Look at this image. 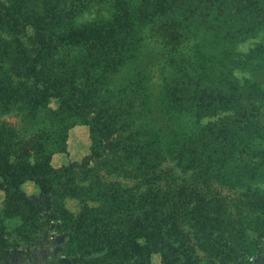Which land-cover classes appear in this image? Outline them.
Returning a JSON list of instances; mask_svg holds the SVG:
<instances>
[{
	"label": "rangeland",
	"instance_id": "374dc122",
	"mask_svg": "<svg viewBox=\"0 0 264 264\" xmlns=\"http://www.w3.org/2000/svg\"><path fill=\"white\" fill-rule=\"evenodd\" d=\"M3 3L45 20L47 71L71 79L93 112H72L54 97L38 105L19 97L2 102L0 150L15 156L17 140L34 134L49 169L20 184L38 203L35 230L13 217L14 194L0 185V264H27L45 241L51 249L44 264H110L115 251L106 243L117 216L138 201L139 232H150L162 220L155 196L168 184L182 187L175 233L205 244V233L197 232L205 208L237 250L221 262L200 252L194 264H264V0ZM87 26L101 31L100 39L75 46L62 40ZM31 34L0 25V85L27 81ZM86 50L93 55L82 61ZM94 117L110 132L97 151V137L106 133L94 136ZM76 227L83 259L70 249ZM155 234L137 242L159 248ZM150 264H162L158 251Z\"/></svg>",
	"mask_w": 264,
	"mask_h": 264
},
{
	"label": "trees",
	"instance_id": "16d2710c",
	"mask_svg": "<svg viewBox=\"0 0 264 264\" xmlns=\"http://www.w3.org/2000/svg\"><path fill=\"white\" fill-rule=\"evenodd\" d=\"M165 2V0H155ZM0 25L11 34L20 35L30 28L32 34L30 36V48L25 52V66H27L28 77L27 81L22 85L14 84L12 87H5L0 85V106L8 102L9 98L28 99L38 105L41 100L54 97L58 98L64 106L68 107L72 112L81 111L84 114L90 115L92 104L90 98L83 95L80 88L71 79H55L52 74L47 71L48 48L46 46V26L47 23L44 19L26 18L22 13L12 6H6L5 3L0 5ZM102 32L94 29L92 26H87L82 29L76 30L68 35H61V38L66 42L67 46H75L79 43L89 44L94 42L101 36ZM23 45V43H22ZM93 52L86 50L81 56V60H89ZM54 61V60H53ZM30 78V79H29ZM61 78V77H60ZM12 95V96H10ZM74 115V114H73ZM93 129H97L94 136H102L106 133V137H97V142L94 145L95 151L97 148H102L100 141L107 142L109 130L106 132L97 117L92 118ZM3 137V136H2ZM30 141L23 142L17 140L15 146V156L5 154L0 150V185L10 188L14 194V204L17 206L16 212L12 213L14 218H19L21 223L30 224L32 230L37 227V222L41 217L39 214L38 203L36 200H30L25 197L20 189V184L24 181L27 175L38 173L49 169V158L46 153L39 152L34 148L33 142L35 141L34 134H31ZM131 138V137H130ZM104 139V140H103ZM4 141V137L0 139V147ZM26 146V147H25ZM21 147H25L23 152ZM87 163V159L84 160ZM168 187V191H166ZM181 186L168 184L163 187L160 192L155 196L156 203L159 205L158 214L161 215V221L153 226L149 231L145 229L139 232L137 221L138 218L134 216L137 207V202L128 206V213L121 212L117 216L120 224H115L110 227L108 231L107 245L114 250V254L109 257L110 264H150V255L152 251L156 250L160 253L162 264H194L195 259L198 258L197 254L204 252L207 255H212L213 258L219 257L221 262L223 259L228 260L231 258L235 250L233 246L226 242L223 234V227L218 223L212 222L215 218V213H209L205 208L200 209L203 216L205 227L198 233H205V244L194 242L190 237L189 232H174L175 224L173 223V213L175 208L179 206V196L177 190ZM136 192H140V188L136 187ZM149 188L144 192L148 194ZM154 193V192H153ZM150 198L152 193H150ZM132 196V195H131ZM150 200V199H149ZM149 200L146 203V208L149 209ZM13 204V203H12ZM126 204L122 205L125 206ZM125 211V208L124 210ZM155 213V212H154ZM212 217V219H211ZM219 218V216H218ZM210 219L209 222H207ZM169 223L171 225H169ZM163 224V225H162ZM168 224V225H167ZM168 226L165 231H162L163 226ZM4 229V226H2ZM1 229V228H0ZM156 231V234L154 232ZM161 232L163 234H161ZM50 233V230H49ZM149 238V234H155L159 243V248H151L148 244L140 245L137 242L138 236ZM4 231L0 232V249L4 248L3 236ZM83 237L78 234L77 227L74 232L69 234L70 248L74 252L81 254L83 259V246L80 240ZM203 239V238H202ZM82 247V248H81Z\"/></svg>",
	"mask_w": 264,
	"mask_h": 264
},
{
	"label": "flooded vegetation",
	"instance_id": "af4514ba",
	"mask_svg": "<svg viewBox=\"0 0 264 264\" xmlns=\"http://www.w3.org/2000/svg\"><path fill=\"white\" fill-rule=\"evenodd\" d=\"M49 249H51V246L45 241L43 246H41L40 249L37 250V252L32 254V256H31L29 262H27V264H44V262H47L48 258L46 256H48L47 252Z\"/></svg>",
	"mask_w": 264,
	"mask_h": 264
}]
</instances>
